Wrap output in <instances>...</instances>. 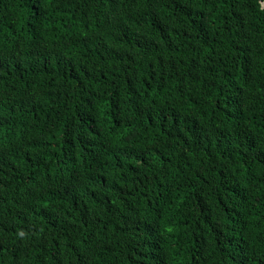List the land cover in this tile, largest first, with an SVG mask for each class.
Listing matches in <instances>:
<instances>
[{"label": "trees", "instance_id": "1", "mask_svg": "<svg viewBox=\"0 0 264 264\" xmlns=\"http://www.w3.org/2000/svg\"><path fill=\"white\" fill-rule=\"evenodd\" d=\"M264 0H0V264H264Z\"/></svg>", "mask_w": 264, "mask_h": 264}, {"label": "water", "instance_id": "2", "mask_svg": "<svg viewBox=\"0 0 264 264\" xmlns=\"http://www.w3.org/2000/svg\"><path fill=\"white\" fill-rule=\"evenodd\" d=\"M261 8H264V2H260Z\"/></svg>", "mask_w": 264, "mask_h": 264}]
</instances>
